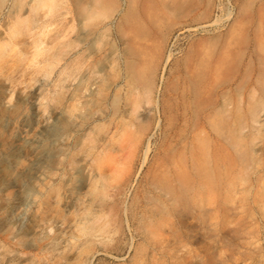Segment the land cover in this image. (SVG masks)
Returning a JSON list of instances; mask_svg holds the SVG:
<instances>
[{
    "label": "bare ground",
    "instance_id": "1",
    "mask_svg": "<svg viewBox=\"0 0 264 264\" xmlns=\"http://www.w3.org/2000/svg\"><path fill=\"white\" fill-rule=\"evenodd\" d=\"M33 1L27 18L17 20L8 30L11 38L17 40L24 29L28 28L27 26L33 28L40 24L41 15L38 16L37 10L47 6L48 0ZM167 1L95 0L99 7L106 5L112 10L110 19H106L107 21L96 32H93L91 28L94 23L89 25L91 14L95 12L94 7L92 6L91 14L89 11L91 7H88L90 9L86 11L83 10L85 12L83 14L76 6L77 12L73 13L74 34L71 41L73 44L70 45L74 46V58L69 63L72 65L69 66L66 63L68 64L64 66L66 70L63 68L60 73L62 83L60 82L59 88L61 89L56 96L62 97L64 91L62 84L65 88L67 84L65 81L70 76L80 85L83 78L84 81L88 80L89 85H86L88 87L85 94L93 96L98 85L102 87L101 83H97L99 74L97 65L95 66L97 61L107 66L108 73L115 72L121 64L128 72L126 74H129L132 86L135 85V88L144 95H149V104L143 107L141 113L131 120L127 119L128 123L124 121L125 124L127 123L124 126L136 127L139 134L137 149L143 150L144 157L141 165L145 164V170L139 182L140 189L136 196L135 210H130L125 198L122 200L120 197L122 193L124 194L125 186L117 187L110 197L106 193L104 181L109 174L104 172V168L108 164V158L113 156V154L109 156V152H112L114 148L97 143L93 135L89 140L93 179L87 192L94 204H98L103 210L109 209V212L118 220L120 213L122 217L126 215L127 222V216L130 217L133 229L141 237V241L135 244L132 234L131 240L128 241V248H133L132 263L140 262L143 254L146 253L148 262L159 260L164 264L165 258L175 255L182 250V247L185 253L180 264H223L224 260L217 258L218 248L222 249V247H227L230 252L238 253L239 257L245 261L255 253L264 252V243H261L264 210L257 217L251 204L254 196L264 199V184L262 183L263 190L258 189L259 182H264V122H262L263 118L258 117L259 110L264 107V0L239 1L237 12L233 17L227 11V19L230 15L232 17V22L227 25L221 22L222 18L219 15L221 3L218 0H203L202 6L198 9L192 8L188 12L185 11L187 13L184 15L187 17L178 23L169 19L170 13L168 16L165 15L166 9L169 8L167 3L172 0ZM60 3L61 7L65 6L64 2ZM53 8H48L51 14H47L52 15L55 9ZM103 8L99 15L101 19L104 18ZM56 10L58 12L59 9ZM169 10L172 9L169 8ZM106 11L105 14L109 12ZM181 14L180 17L183 18V13ZM180 17L178 18L181 19ZM50 18L47 23H50ZM99 22L102 23L101 20ZM110 29L120 36L119 40H122L121 53L116 56L109 51L99 55L100 57L98 56L99 58L94 61L93 57L96 56L92 55V48L98 44L99 36H105ZM58 33L63 32L58 31ZM142 35L148 36L144 37V40L152 35L154 38H151V44H143L141 40H138ZM39 40H35L37 49L34 52V58L42 54L40 60L43 62L47 60L52 66L53 57L58 60L64 56L60 52L56 54L53 51L52 57L48 48L42 45L43 41ZM67 45L64 43L63 46ZM7 51V47L0 48V62L6 59ZM149 55L152 58L148 63ZM145 68L146 71H144ZM102 83L104 86L105 82ZM247 86H250L249 91H245ZM119 88L115 86V90ZM233 89L243 90L238 107L236 106L237 112L231 102ZM80 94L82 93L80 92L76 97L75 104H79L82 96ZM129 104L134 105L132 101ZM7 116L6 113L0 115V129L9 134L8 139L0 141V163L5 162V158L15 149L26 145L31 151L24 152L14 159L13 171L15 166L26 161L29 163L25 167V170H28L26 176L30 181L44 180L47 171L44 169V164L51 152L41 149V144L45 140L43 133H49L53 126L43 125L27 131L30 125L26 123L25 117L19 116L11 121ZM56 118L61 125L65 124V119L59 116ZM120 124L123 125L121 122ZM124 126L118 127L119 131L121 130L120 134L124 132L122 129L126 128ZM248 127L251 132L247 131ZM156 130L160 131V136L157 138L154 137ZM256 137L262 141L261 154L256 148L259 144L255 146ZM59 140L64 141V136H60ZM107 142L110 141L107 139ZM116 144H119V140ZM118 146L121 150L123 149L121 143ZM61 149L62 146H59L56 152L53 151L54 154L64 153V148ZM150 150H153V153L148 156ZM112 158L114 159L115 156ZM6 161H8L7 158ZM109 161L112 163V160L109 159ZM20 171L24 172V169ZM15 175L13 174L12 178L17 180ZM108 179L111 180L110 177ZM22 188L19 190L22 191ZM101 208L83 217L82 232L89 233L96 230L97 225L102 221L101 218L105 215V210L102 213ZM102 228L107 229L104 226ZM85 233L83 235H86ZM89 245L91 244L84 245L85 252H88ZM229 255L230 253L227 256Z\"/></svg>",
    "mask_w": 264,
    "mask_h": 264
},
{
    "label": "rangeland",
    "instance_id": "2",
    "mask_svg": "<svg viewBox=\"0 0 264 264\" xmlns=\"http://www.w3.org/2000/svg\"><path fill=\"white\" fill-rule=\"evenodd\" d=\"M218 1L221 3L219 10V15L222 18L221 22H224L223 24L225 25L230 24L233 15L237 12V4L241 0ZM33 2V0H0V48H8L7 55L5 56L6 59L0 62V115L6 113L11 121L19 116L25 117L26 123L30 125L27 131L43 125H52L53 127H51L49 133H43L45 140L41 144V149L51 153L44 164V169L47 171L46 177L42 181H30L26 176L28 170H25V167L29 164L26 161L19 166H15L14 171L12 169L14 159L22 155L24 152L31 151L26 145L15 149L6 157L8 161H6L5 158V162L0 163V264H134L131 261L133 248H128V241L131 240L130 238L132 234L134 235L133 240L135 244L141 241V237L133 229L130 217L127 216V222L125 220L126 215H123V218L122 213H120L118 220V218L114 217V214L112 215V213L109 212V209L107 211L104 209V212L101 206L94 204L92 197L89 196V193L87 192L93 179L90 166L89 140L92 137L91 135H93L95 140L97 139V143L109 145L114 148L112 152H109V156L113 154L115 158L113 159L112 155L110 157L107 155L109 157L108 160L106 158L108 164L106 161L105 163L107 165L105 166L104 164V172H108L107 174L109 175H107V177L111 178V180L108 178L106 179V181L108 180L109 182L104 181V187L106 184V193L110 197V195L112 196L115 193L117 187L121 185L125 187L127 186L126 190L124 187V194L122 193L120 197L122 200L125 198L126 203L130 206V210H135L136 196H138L140 189L139 182L142 178L141 175H143L145 170V164L143 166L141 165V161L144 157L142 153L143 150L141 148L137 149L139 134L137 133L136 127L124 126V121L127 122V119L131 120V118H135L137 114L139 115L141 113L143 107L149 104V95H144L138 88H135V85H133V88L131 83L132 80L130 79V76H128L129 74H126L128 72L126 69L124 70V67L121 64L117 67L115 72L108 73L107 66L104 65V63H98L97 61V64L95 62V66L97 65L96 69L98 68L99 72L97 75V83H101L102 87H99L100 85L97 84L98 88L93 96L92 94L86 95L88 87H86V85H89L88 80L84 81L85 79L83 78L80 85L71 76H68L69 78L66 76L68 81H65L67 83L65 88L62 84V88L64 89L62 97H57V94H59L61 89L59 87H61L62 83L60 73L64 66L66 67L74 58V46L70 45L73 44V42H71L74 34L73 15L77 12L76 6L83 12V14L85 13L83 10L86 11L87 9H90L88 7H91L89 10L91 11V14L94 7L95 14H91L92 17L90 18L89 25H91V23L96 25L97 23L98 26L96 25V27L94 24H92L93 26L91 25L93 32H96L104 22L110 19L112 10L109 6L102 5V8H105H103V11H106V7H108L106 12H109L106 13L108 14L106 15L104 11L102 14V16L104 15V18L101 19L102 17L99 18V15L102 13L100 12L102 8L99 7L100 5L98 6L96 4L95 0H88V2L87 0H48L47 6L41 7L39 9L40 12L37 10L38 16L40 17L41 15L42 19H40V24L33 28L27 26L28 28L24 29L23 33H21V36L17 40L11 38L8 30L14 26L17 20H24L27 18L26 16L29 15L31 10L29 8ZM58 2H64L63 4L65 6L61 7V3L59 4ZM202 4L203 0H172V2H168L167 5H169L168 7L173 11L167 8V14L165 15L168 16L170 13L171 17L169 19L172 22H182L187 17L184 13H187L192 8L198 9ZM95 5H97V9H95ZM179 6H181V8ZM48 8L54 9H52V15H49L51 12ZM186 8L189 9L187 10ZM56 9H59L58 12ZM176 10H178V13H176ZM227 11L232 15V17L231 15L230 17L228 16V19L226 17L228 14ZM174 12L178 15L180 14L179 16L177 15L178 17L183 13L184 17H180L181 19H179ZM96 13H98L97 16ZM93 16L94 20L96 19V22L93 20ZM49 18L50 23H47ZM100 20L102 22L101 24L99 22ZM44 27L47 28L44 29ZM57 29L59 32L65 33V35H63V33L59 34ZM108 31V34L106 33L105 36H99L98 44L92 48V55L96 56L93 57L94 61H96L103 53H108L109 51L116 54V56H118V53H121L120 50H122L121 48L123 47V44H121L122 40H119L120 36L116 34L114 30L112 31L110 29ZM54 33L56 35H54ZM151 36L152 35H149V38H145L144 40V37L148 36L145 35L143 37L142 35L141 37L143 38L141 39V37H139L140 39L138 38V40H141L143 44H151V38H154ZM37 39L43 41L42 45L48 48L47 50H49L52 57L54 55L53 51H55L54 53L56 54L60 52V54H63L64 56L58 58V60L53 57L52 66H50V63H48L47 60L44 62L40 60L42 54L36 55V58H34V52H36L37 49L35 40ZM67 41H69L70 44ZM64 43L65 45H68L63 46ZM99 46L102 49H100ZM151 58L152 57L149 55V58L147 59L148 63ZM71 65L72 64H69V66ZM146 68L144 71L147 70ZM64 69L66 70V68ZM46 71H48V73ZM109 74L111 75L110 77ZM102 82H105L104 86V83ZM115 86H119L120 88L115 90ZM249 89L250 86L245 87V91H249ZM233 90L231 92V102L233 108L235 107L234 109H236L235 111L237 112L239 97L243 90ZM77 92L82 93L80 94L82 96L79 104H75L76 97L79 94ZM52 96L58 99L56 100V98H54V100ZM83 97L88 99L85 100ZM82 101L88 102L84 104ZM131 101L134 105L129 104ZM56 116L65 119V124L61 125ZM258 117L263 118L262 122H264V107L259 110ZM120 122L123 125H121ZM123 126L126 128H123L122 132H124L120 134L121 130L119 131V128H122ZM249 130L250 128L248 127L247 131ZM116 132L117 134H115ZM111 135L115 138L113 139L110 137ZM155 135V138L159 137L160 131L156 130ZM60 136H64V141L61 142L59 140ZM8 138L9 134L0 129V141H5ZM110 138L116 142H112ZM257 138L258 137L255 138L256 140H254V142L255 146L256 144L260 145V147L258 145L256 148L257 152L261 154L262 141ZM107 139L110 142H107ZM118 140V145L121 143V146H123L122 150L121 147L116 144ZM59 146H62V149L64 148V153L61 155H55L53 151L57 150ZM152 151L153 150H150V152H148V156L153 153ZM130 157H132V160L129 159ZM109 159L112 160V163ZM108 161L110 162V166ZM127 166L132 169H129ZM22 169H24V172L20 171ZM135 171H137V174H135ZM22 172L23 175H21ZM13 174H16L15 176H17V180L12 178ZM127 179L129 180L127 181ZM259 183L260 185L258 186V189L261 191L263 190L262 185L264 182ZM21 187H23L22 191L19 190ZM251 204L256 216L259 217L262 214L261 211L264 210V199H258V197L254 196L251 200ZM99 207L103 210L102 213H105V215L103 214L104 219H102V217L101 222L98 220V222L101 223L97 225V228L99 229L96 228V230L89 233L82 232L83 229H81V226L83 225L82 221H84L83 217H86L90 212L100 209ZM109 215H112L111 218L113 219L108 218ZM103 226L107 229L104 230L102 228ZM103 230L104 232L108 230V232L104 233ZM100 231H102V233ZM84 233L86 235H83ZM86 242L91 244L89 245V250H87L88 252L84 251V245L87 244ZM261 243H264V230H262L261 234ZM181 249L182 250L175 253V255L165 258L164 264H180L181 258L185 253L183 247ZM228 253H230L229 256H227ZM237 255L238 253L230 252L227 247H222V249L218 248L217 258L224 260L223 264H264L263 251L255 253L251 258L245 261ZM146 257V253H144L141 261L139 260L140 262L137 263L158 264L160 262L159 260H154L155 262H152L150 256L149 261L151 262H148ZM159 264H163V262H160Z\"/></svg>",
    "mask_w": 264,
    "mask_h": 264
}]
</instances>
